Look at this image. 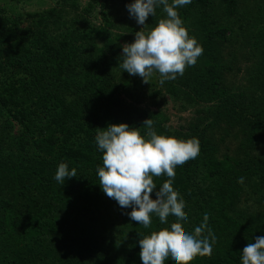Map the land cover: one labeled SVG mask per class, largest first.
Masks as SVG:
<instances>
[{"label":"trees","instance_id":"16d2710c","mask_svg":"<svg viewBox=\"0 0 264 264\" xmlns=\"http://www.w3.org/2000/svg\"><path fill=\"white\" fill-rule=\"evenodd\" d=\"M115 1L56 0L29 12L0 3V264H142L139 234L174 218L153 216L145 229L106 196L95 136L120 123L145 135L147 119L158 134L199 141L173 188L185 204L183 230L194 233L207 216L216 242L190 264H241L243 248L264 235V0L177 9L203 54L175 80L161 84L155 72L152 88L119 67L129 37L118 29L136 28L117 25L126 20L111 14ZM164 17L157 8L144 31ZM168 102L194 107L185 126L170 125ZM62 162L77 176L61 186L53 177ZM166 179L153 177V199Z\"/></svg>","mask_w":264,"mask_h":264},{"label":"clouds","instance_id":"9594fccd","mask_svg":"<svg viewBox=\"0 0 264 264\" xmlns=\"http://www.w3.org/2000/svg\"><path fill=\"white\" fill-rule=\"evenodd\" d=\"M192 0H132L126 4L130 18L137 25L146 26L149 16H156L162 8L164 18L159 19L147 31L135 33L134 42L122 46L119 67L122 72L138 75L149 82L153 72L161 76L160 83L175 80L183 75L185 68L195 66L203 54V48L184 27L177 9ZM147 132L141 135L139 128L126 123L110 124L95 136L97 150L102 153V166H97L99 185L107 197L114 199L120 208H131L126 215L150 229L152 217L160 224L169 223V228L150 234H139L140 259L142 264H190L197 256H210L216 242L215 234L207 229V216L194 233L183 230L188 221L184 215L185 204L173 188L178 165L195 161L199 157V141L195 138L183 140L174 134H158L152 119L144 121ZM166 176L155 199L151 194L157 189L153 177ZM77 176L75 168L68 164L57 166L54 180L64 185L66 179ZM243 184L244 178L238 179ZM207 230V235H204ZM241 253V264H264V235L255 238L254 243L245 246Z\"/></svg>","mask_w":264,"mask_h":264},{"label":"rangeland","instance_id":"374dc122","mask_svg":"<svg viewBox=\"0 0 264 264\" xmlns=\"http://www.w3.org/2000/svg\"><path fill=\"white\" fill-rule=\"evenodd\" d=\"M55 1L56 0H21V1L1 0L0 3L3 6H7V7L8 5H10L14 9V11L17 10L21 12H29V11H34L38 9H44L50 5H54ZM88 1L89 0H81V3L83 6H85L88 3ZM131 2L132 0H128V1L117 0L115 1V4L117 5L116 8L114 7V9L110 11L112 15H117V17H119L120 20L121 18H124L126 20L124 25H122L120 21L117 22L118 26L125 27L128 24L129 26L134 25L136 28L135 32L123 31V30L118 29V31L125 33V35L129 37L128 39H126V42H124V44L133 43L135 39V33L141 30L144 31L143 26L137 25L136 21L130 18L129 16V13L126 8V4H129ZM11 11L12 10H10L9 12ZM101 11H102V8L98 5L96 7L94 14L90 18L92 19L91 21L95 23L96 25H99V23L102 22ZM151 82L152 83L154 82V84L157 82L155 72H153L152 76L149 77V82H147L148 88L153 87V85L150 84ZM144 105L147 106L148 103ZM161 107L165 111V113L170 117L169 123L174 128L185 126L186 123L189 121V118L194 113V107H190L188 109H181L179 104H174L173 102L164 103ZM152 109H156V108L152 107Z\"/></svg>","mask_w":264,"mask_h":264}]
</instances>
